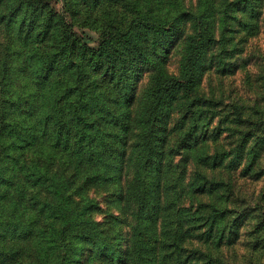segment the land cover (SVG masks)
Instances as JSON below:
<instances>
[{
  "label": "trees",
  "instance_id": "16d2710c",
  "mask_svg": "<svg viewBox=\"0 0 264 264\" xmlns=\"http://www.w3.org/2000/svg\"><path fill=\"white\" fill-rule=\"evenodd\" d=\"M56 1L0 0V264H264V114L203 87L264 0Z\"/></svg>",
  "mask_w": 264,
  "mask_h": 264
},
{
  "label": "rangeland",
  "instance_id": "374dc122",
  "mask_svg": "<svg viewBox=\"0 0 264 264\" xmlns=\"http://www.w3.org/2000/svg\"><path fill=\"white\" fill-rule=\"evenodd\" d=\"M195 2V0H189ZM57 9L62 8V0L55 3ZM264 8V7H263ZM239 14H241L239 12ZM258 30L256 32H242L240 36H247V40L238 45L239 51L227 61L234 64L228 68L212 69L209 78L204 81V89L207 94L212 91L219 94L222 98V107L225 113L232 114L233 105L235 103L242 104L246 107L247 114L253 116L260 112L264 114V13L258 18ZM87 35L86 41L94 46L99 43L98 35L90 30H85ZM240 37H237L239 40ZM182 46H178L174 50V54L169 60V70L177 73L179 61L181 58ZM208 77V76H207ZM146 82L147 80L144 79ZM260 106V107H258ZM225 134H227L225 132ZM243 191L246 194L258 193L262 185V180L244 178ZM93 196L101 202L102 212L96 215V218L102 220L109 213L119 215L120 210L110 200L107 199L105 193H93ZM127 231V227L124 228Z\"/></svg>",
  "mask_w": 264,
  "mask_h": 264
}]
</instances>
